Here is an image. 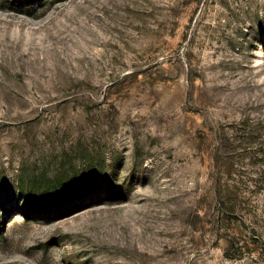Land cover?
Masks as SVG:
<instances>
[{
	"label": "rangeland",
	"instance_id": "rangeland-1",
	"mask_svg": "<svg viewBox=\"0 0 264 264\" xmlns=\"http://www.w3.org/2000/svg\"><path fill=\"white\" fill-rule=\"evenodd\" d=\"M0 264H264V0H0Z\"/></svg>",
	"mask_w": 264,
	"mask_h": 264
}]
</instances>
